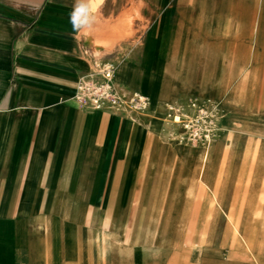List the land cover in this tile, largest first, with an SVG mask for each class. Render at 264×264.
Masks as SVG:
<instances>
[{"label": "crops", "instance_id": "0c3cea01", "mask_svg": "<svg viewBox=\"0 0 264 264\" xmlns=\"http://www.w3.org/2000/svg\"><path fill=\"white\" fill-rule=\"evenodd\" d=\"M75 2L0 0V264H105L109 253L136 264L138 184L141 194L160 182L154 153L168 147L155 143L157 123L80 108L77 81L111 62L123 94L160 109L166 100L152 92L167 72L177 87L172 57L205 55L183 46L191 39L168 13L155 16L153 0H104L81 31Z\"/></svg>", "mask_w": 264, "mask_h": 264}, {"label": "rangeland", "instance_id": "374dc122", "mask_svg": "<svg viewBox=\"0 0 264 264\" xmlns=\"http://www.w3.org/2000/svg\"><path fill=\"white\" fill-rule=\"evenodd\" d=\"M180 1L153 0L155 16L168 13L191 39L183 46L205 55L172 57L177 87L167 72L152 92L162 108L139 91L150 106L136 119L157 123L155 143L168 151L154 153L165 167L153 190L138 184L135 262L264 264V0H185L181 11ZM176 102L178 112L167 105Z\"/></svg>", "mask_w": 264, "mask_h": 264}, {"label": "built area", "instance_id": "2783aa9c", "mask_svg": "<svg viewBox=\"0 0 264 264\" xmlns=\"http://www.w3.org/2000/svg\"><path fill=\"white\" fill-rule=\"evenodd\" d=\"M116 67L104 63L97 72L78 79L73 100L82 109L144 113L146 100L136 93L123 94L115 82Z\"/></svg>", "mask_w": 264, "mask_h": 264}, {"label": "clouds", "instance_id": "9594fccd", "mask_svg": "<svg viewBox=\"0 0 264 264\" xmlns=\"http://www.w3.org/2000/svg\"><path fill=\"white\" fill-rule=\"evenodd\" d=\"M104 0H76L70 13V23L74 30H88L97 20V12Z\"/></svg>", "mask_w": 264, "mask_h": 264}, {"label": "bare ground", "instance_id": "6f19581e", "mask_svg": "<svg viewBox=\"0 0 264 264\" xmlns=\"http://www.w3.org/2000/svg\"><path fill=\"white\" fill-rule=\"evenodd\" d=\"M204 92V91H203ZM134 93H136V95H138V96H140V97H142L143 99H145L147 102H146V106H149V99L146 97V96H144V95H142L139 91H135ZM168 105V108L170 109V110H172V111H175V112H178V104H177V102L176 103H174V104H170V103H168L167 104ZM175 122L176 123H180L181 122V117H180V115H176L175 117ZM203 120V119H202ZM207 137V139L208 140H210V136L209 135H207L206 136ZM203 157V159L205 160V155H203L202 156Z\"/></svg>", "mask_w": 264, "mask_h": 264}]
</instances>
